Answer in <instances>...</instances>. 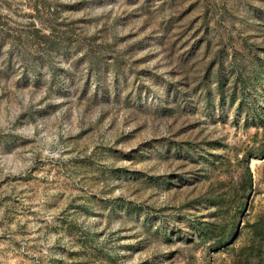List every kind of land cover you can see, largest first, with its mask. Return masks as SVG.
<instances>
[{"label":"rangeland","instance_id":"obj_1","mask_svg":"<svg viewBox=\"0 0 264 264\" xmlns=\"http://www.w3.org/2000/svg\"><path fill=\"white\" fill-rule=\"evenodd\" d=\"M262 153L264 0H0V264H264Z\"/></svg>","mask_w":264,"mask_h":264},{"label":"trees","instance_id":"obj_2","mask_svg":"<svg viewBox=\"0 0 264 264\" xmlns=\"http://www.w3.org/2000/svg\"><path fill=\"white\" fill-rule=\"evenodd\" d=\"M260 157L264 158V153H262L260 155ZM253 187V175H252V170L249 166V163H247L246 168H245V172L243 174L242 177V182H241V186L237 187V190L235 191L236 193L238 192L239 197L241 199V201H243L245 199V197H247L250 193V191L252 190ZM230 192H232V190H229ZM228 201V198H226V196L221 195L219 198H217L216 200V205H217V211H216V215H220L222 209H224V206L226 205ZM251 226L255 227L256 232L259 235H262L264 237V226H260L257 227V224H252ZM232 226V228H230V230H222L219 229L220 226L219 224H217V222H213L212 225H210V233L212 234V239H214V246L213 248L216 249L218 247V244L220 243V245L222 244V242H226L225 239L228 237H231L232 235H234L236 233V228ZM262 237V239H264ZM264 241V240H263ZM261 242V244L259 245V248H262L263 243Z\"/></svg>","mask_w":264,"mask_h":264}]
</instances>
